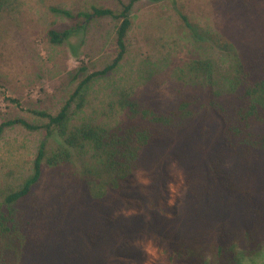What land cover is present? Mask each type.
Instances as JSON below:
<instances>
[{
    "label": "trees",
    "instance_id": "16d2710c",
    "mask_svg": "<svg viewBox=\"0 0 264 264\" xmlns=\"http://www.w3.org/2000/svg\"><path fill=\"white\" fill-rule=\"evenodd\" d=\"M135 1H121L120 10L52 8L75 23L50 28L51 42H68L92 19L110 16L119 20L118 51L81 79L57 113L34 110L47 123L0 124V133L14 123L45 128L65 144L48 155L44 139L31 174L3 195L0 264H241L264 251V36L242 49L225 37L220 42L234 68L231 88L182 86L166 102L156 93H123L116 122L70 128L73 99L124 58ZM11 5L0 0V11ZM262 5L240 0L239 14ZM191 69L210 82L214 62L196 59ZM73 146H90L95 160L79 165ZM45 160L58 180L41 194Z\"/></svg>",
    "mask_w": 264,
    "mask_h": 264
},
{
    "label": "rangeland",
    "instance_id": "374dc122",
    "mask_svg": "<svg viewBox=\"0 0 264 264\" xmlns=\"http://www.w3.org/2000/svg\"><path fill=\"white\" fill-rule=\"evenodd\" d=\"M121 1L129 0H12L7 11H0V124L15 118L47 123L48 119L34 110L57 113L87 73L102 69L117 54L118 19L94 18L68 42L56 44L50 41L48 30H63L75 20L52 8L78 12L91 11L96 5L120 10ZM239 1H135L124 58L114 70L88 82L73 99L70 128L86 121L116 122L123 93H156L166 102L182 86L209 83L220 91L231 88L234 68L220 42L225 37L242 49L264 36V5L240 15ZM183 15L195 28L186 25ZM196 59L214 62L210 82L205 80L208 75L190 70ZM82 66L86 69L81 72ZM44 139L48 155L65 145L57 133L47 137L45 128L31 129L21 123L8 125L0 133V202L8 190L20 186L31 174ZM70 150L79 165L95 160L90 146ZM57 180V168L45 160L37 191L45 193ZM173 191L176 194L177 185ZM148 250L152 257L157 255L153 246ZM241 264H264V251L244 257Z\"/></svg>",
    "mask_w": 264,
    "mask_h": 264
}]
</instances>
